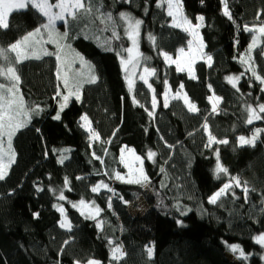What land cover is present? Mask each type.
Wrapping results in <instances>:
<instances>
[{
  "label": "trees",
  "instance_id": "1",
  "mask_svg": "<svg viewBox=\"0 0 264 264\" xmlns=\"http://www.w3.org/2000/svg\"><path fill=\"white\" fill-rule=\"evenodd\" d=\"M228 3L232 21L222 14L220 0H183L184 13L192 22L197 15L205 17L201 34L205 52L212 56L210 63H196L195 79L186 72H177L175 65L169 66L159 54L163 49L176 55L188 46L190 35L171 26L172 19L165 9L156 7V0H147V12L145 0H99L97 6L102 5L101 10L111 12L116 19L120 40L111 37V25L99 21L89 19L87 27L79 21L68 26L61 23L57 31H68L70 37L61 43L71 46L72 55L80 53L89 61L98 79L84 83L81 100L73 99L60 120L53 119L58 112L54 97L60 83L55 56L44 55L46 48L41 43L29 53L30 59L16 66L19 94L30 106L40 104L43 111L25 120V127L13 137L16 161L0 180V264H86L87 259L102 264H264L260 258L264 249L252 240L264 232V131L254 146H240L237 140L241 135L250 138L256 128L264 129V119L245 123L247 105L264 103V85L254 78L250 80V72L239 81V91L225 79L245 71L239 57L247 49L251 34L238 31L237 25L242 28L257 23L256 13L264 10V0ZM122 11L143 21L140 50L143 56L151 57L145 61L147 66L157 70L150 78L159 102L154 117L145 111H151V90L138 80L129 91L116 55L129 43L118 16ZM45 22L31 8L12 13L9 29L0 31V46L7 48ZM149 34L156 37V45L148 39ZM46 45L48 52H56V43ZM106 47L113 50L107 51ZM253 56L255 70L264 77V56L258 49ZM80 71L87 77V66H80ZM165 79L173 93L183 83L182 92L199 111L189 112L182 99H171L169 106L163 107ZM0 82L6 83L2 78ZM60 90L66 92L62 85ZM213 94L222 98L215 113L208 99ZM133 97L139 104L133 103ZM84 114L99 139H90V132L81 127L80 117ZM206 118L212 134L229 143L205 147L207 133L202 125ZM125 146L144 157L149 149L156 153L154 161L145 159L150 178L146 184L113 178L115 172H126L121 161ZM216 149L220 162L228 169L219 178L214 173ZM234 176L254 189L247 202L242 188L234 187L230 191L235 196L226 195L216 205L208 203V197ZM100 181L116 195L104 189L93 193L91 188ZM61 190L64 200L58 198ZM81 199L95 201L102 209L96 220L85 218L72 206ZM139 199L148 209L134 214L130 206L138 208ZM53 205L64 207L73 225L71 231L59 226L62 215ZM184 212L186 215H182ZM98 220L103 221L102 229L96 227ZM109 240L122 245L125 255L120 261L111 259ZM225 242L240 244L246 254H251L248 260L232 261ZM145 246L154 247L151 258Z\"/></svg>",
  "mask_w": 264,
  "mask_h": 264
},
{
  "label": "snow or ice",
  "instance_id": "2",
  "mask_svg": "<svg viewBox=\"0 0 264 264\" xmlns=\"http://www.w3.org/2000/svg\"><path fill=\"white\" fill-rule=\"evenodd\" d=\"M99 0H0V31H6L9 29V16L14 12L25 11L29 8L35 10L40 15H42L46 22L37 27L34 31H29L27 34L22 37L16 39L14 42L9 43L7 48L0 46V78H2L5 82H0V180H3L7 175V169L11 167L13 163L16 161V152L13 148V137L16 133L23 127H25V120L30 119L32 114L39 115L43 108L40 104H35L28 106L27 110H25L23 96L19 94V82L20 76L17 74L16 66H18L23 61L30 59V52H33L37 45L41 43L54 42L57 45L56 52H44V55L52 56L54 55L57 61L56 66V77L60 83L56 86L55 97L58 101L59 111L53 117V119L60 120V113L63 112L65 108L68 107L69 101L74 97L76 101L81 100V89L84 83H95L98 77L94 73V66L85 58L80 55V53H75V58H69L65 50H71V46L67 44H62L61 41H65L69 39V32L65 31L60 33L56 29L57 21H62L65 26H68L74 22H82L85 27H87V23L89 19L93 22L99 21L101 24H108L113 27V31L111 32V37L120 40L121 36L118 31L115 30L116 27V19L114 18L111 12H103L102 5H98ZM131 2V0H129ZM203 2V0H201ZM222 4V14L228 18L230 21L233 20L232 12L229 8L228 0H220ZM156 7L165 9L167 16L172 19V25L174 27H183L185 32L190 33V35L198 41L196 46V52L202 53V50L205 47L203 39L200 35V29L205 26L204 21L205 17L203 15H197L194 19L196 23H193L191 19L187 17L184 13L183 8V0H156ZM145 12L148 11L147 0H145ZM264 15V10H258L256 13V21L257 23L252 24L251 26L248 24H244L241 28L240 25H237L238 31L242 30L251 34V41L246 49L245 54H241L239 57L240 63L244 64L245 71L241 72L239 75H230L226 76L225 79L231 86L239 91V81L245 75L246 72L251 73V78H254L256 81H259L261 85H264V77L258 74L255 70V62L254 56L252 53L255 50H259V53L264 56V45L261 44V40L264 39V20H261V16ZM119 20L123 22V31L124 36L131 41V47H127L123 49V52H116V55L121 58L120 62L125 72L127 73L129 70V66L133 69L140 65L141 60L147 61L150 60L151 57H145L142 53L139 52V40H140V28L143 24L141 19H137L132 16L131 13L120 12L118 14ZM42 30L46 31L49 41H44L42 36ZM148 39L152 41L153 45H156V37L152 34H149ZM239 43V40L236 41ZM107 44V42H106ZM189 48L191 51V45L193 44V40L188 41ZM105 50L112 51L110 47H106ZM136 52V55L133 56V52ZM74 51V50H71ZM179 53L181 56H177L175 59L163 49L160 50L159 54L163 57L164 61L169 65H175L177 72H185L186 67L189 73V77L195 79L196 77L192 74V62L191 60L186 61V66L181 64L182 55L185 52L184 48H180ZM62 53H64L62 55ZM124 53H127V59L124 58ZM39 58V57H36ZM203 58V55H201ZM76 60L80 61V66H87L89 72L87 77L85 74L79 70L72 72V66ZM207 60L209 62L212 61V56L210 54L207 55ZM7 65V66H5ZM211 66V64H209ZM157 74V70L155 68H151L145 65L143 66V71L139 75L140 81L143 82L144 85L147 86L149 90L152 92L151 98V111H148V115L150 117H154L155 110L158 107V99L156 95V89L153 87V84L149 81L150 77H155ZM125 79L128 80L129 91L133 89V80L130 79L127 75ZM164 91L161 93L163 96V107L167 108L169 106V100H183L184 105L187 107V110L191 113H197L199 111L197 105L194 102H191L187 93L183 92L184 88L183 83L179 85V88L176 90L175 94L171 97L169 93L171 92V86L169 85L167 79L163 81ZM61 85L66 90L62 92ZM211 88V85H208ZM261 91L264 92V87L261 88ZM214 96V94H213ZM209 96L208 99L212 101V111L215 113L219 110L218 105L222 100L221 97ZM133 103L139 104V101L133 97ZM140 107H144V105H140ZM246 120L245 123L248 125L253 124L256 120L264 119V116L261 113H264V103L258 104L256 107L253 105H247L246 107ZM23 117L24 119H22ZM80 120L83 122L81 127L85 128L86 131L91 133L90 139H99V134L95 132L91 127V121L87 114H84L80 117ZM202 129L205 133H207V143L205 144L206 148H211L213 144H227L229 141L227 139H217L216 136L212 134V131L207 122V118L202 125ZM264 131V129L256 128L253 132V135L250 138H246L241 135L237 138L240 146L245 145H253L256 142L258 135ZM115 135V133H113ZM163 139V138H161ZM127 147V146H125ZM171 148V145H168ZM123 154V149L121 150ZM106 152V150H105ZM216 157L217 162L214 169V173L217 178L220 177L221 174H227L228 169L223 166L219 159V150L216 149ZM95 156V153H93ZM156 157V153L149 149L147 151V155L145 157L136 156L135 159L143 164L144 159L149 161H154ZM66 158V157H65ZM97 160H101V157L96 156ZM123 156H121V159ZM63 159L60 160V163H63ZM103 162V161H101ZM164 169L161 168V172ZM114 179L128 183V184H146L149 182L148 175L144 172L143 168L139 169V174L133 178V176L129 175L124 177L120 174V172H115ZM77 179H81V177H77ZM69 181L67 177H65L64 184L67 187ZM233 187L242 188L244 193V199L247 202L248 194L250 191H254V189H250L248 187L247 181H241L239 177H231L229 182L224 183L222 187H220L215 193L208 197V203L210 204H218L221 202L222 198L226 195L231 194L235 196L234 191H230ZM101 189L107 190L108 192H112L113 195H116L114 190L109 187L107 183L103 181L98 182L95 186L91 188L93 193L99 192ZM60 200L66 199L63 191H60L59 197ZM123 200V196L119 197ZM111 196L108 197V207L111 208ZM127 203V201H124ZM57 208V210L61 213L62 218L59 221V226L68 231H71L73 225L68 220L67 215L65 213V209L62 205H53ZM74 208L77 207L76 204L72 205ZM79 206L81 207V215H84L87 219L96 220L100 214L102 209L99 206L95 205V201H92L89 205L83 199L80 200ZM264 211V208H262ZM34 215L38 216V213ZM182 215H186V212L182 213ZM178 224H182V221H177ZM96 227H103V221L98 220ZM254 243L260 245L264 248V232L259 233L252 237ZM69 241H64V244H68ZM110 245V254L111 259L113 261H120L125 253L122 250V245L119 243H115L112 240L108 241ZM226 244V247L229 251L236 255L239 260H248L249 255L246 254L243 250V247L240 244ZM146 255L148 258H151L154 255V247L153 246H145ZM63 251V249L61 250ZM264 260V255L260 257ZM75 264H80L79 261H76ZM86 264H102L101 261L96 259H87Z\"/></svg>",
  "mask_w": 264,
  "mask_h": 264
},
{
  "label": "rangeland",
  "instance_id": "3",
  "mask_svg": "<svg viewBox=\"0 0 264 264\" xmlns=\"http://www.w3.org/2000/svg\"><path fill=\"white\" fill-rule=\"evenodd\" d=\"M52 2H55V0H52ZM61 23H63L62 21H57V23H56V28H58L59 27V25L61 24ZM193 23H196V21L195 22H193ZM122 28H124V26H123V22H122ZM179 28H181V29H183V27H179ZM184 30V29H183ZM200 31V35H201V37H202V34H201V29L199 30ZM124 32V31H123ZM140 33H141V28H140ZM188 33V32H187ZM189 35H190V33H188ZM42 36H43V40L44 41H49V37H48V35H47V33H46V31H43L42 30ZM190 40H193V44L191 45V51H190V48H189V44H188V46L185 48V52H184V54L182 55V58H181V64L182 65H185L186 66V61H188V60H191V62H192V74L195 76V65H196V63L197 62H199V61H201V60H203V61H205V62H207V63H210L208 60H207V54H206V52H205V47H204V49L202 50V53H197L196 52V46H197V44H198V41H196L191 35H190ZM263 41H264V39H262L261 40V44H263ZM128 46L127 47H131L132 45H131V41L130 40H128ZM49 42H47V43H42V44H45V48L46 49H44L45 51H47L48 52V50H49V47H47V45L46 44H48ZM50 43H53V44H55L54 42H50ZM38 46V45H37ZM36 46V47H37ZM65 52L67 53V55H68V57L69 58H75V55H72L71 54V51L70 50H65ZM139 52L140 53H142L141 52V50H140V40H139ZM64 53H62V55H63ZM243 54H245V58H247V56H246V50L243 52ZM136 55V52H135V50H134V52H133V56H135ZM201 55H203V58H201ZM252 55H253V53H252ZM172 57H173V59H175L177 56H181V54L179 53V51L177 52V54L176 55H171ZM124 58L125 59H127V53H124ZM120 60H121V58H120ZM145 65V61L144 60H141V62H140V65L138 66V67H136V68H132L131 66H129V70H128V72L126 73L125 72V70H124V68H123V71H124V76H128L130 79H132L133 80V85L138 81V80H140L139 79V75L142 73V71H143V66ZM77 70H79L80 71V61L79 60H76L75 61V63L73 64V66H72V72H75V71H77ZM186 73H188V71H187V67H186V71H185ZM188 75H189V73H188ZM151 78V77H150ZM150 78H149V81H150ZM127 81V83H128V80H126ZM151 82V81H150ZM66 93V92H65ZM183 93V92H182ZM175 93H173L172 91L169 93V96L171 97L172 95H174ZM214 97L215 96H213V99H214ZM73 99H75L74 97L69 101V104L72 102V100ZM23 100H24V97H23ZM171 100V99H170ZM169 100V101H170ZM24 105H25V110H27V108H28V106H30L27 102H25V100H24ZM69 106V105H68ZM58 111H59V108H58ZM62 113V112H61ZM61 113H60V115H61ZM35 114H32L31 115V118H33V116H34ZM22 119H24L23 117H21ZM30 118V119H31ZM30 119H26V120H30ZM91 134V133H90ZM121 156H123V158L121 159V161H122V163L124 164V166L126 167V172H120V174L122 175V176H124V177H127V176H129V175H131V176H133V178H135V176H137L138 174H139V169L142 167L143 168V170H144V172L148 175V173H147V170H146V167H145V159H144V161H143V164L141 165V162L140 161H137L136 159H135V157L136 156H141V157H144V156H142V155H140V154H138L133 148H131V147H124L123 148V154H122V152H121ZM9 171V169H7V172ZM119 181V180H118ZM234 188V187H233ZM86 203H88L89 205L91 204V202H89V201H86V200H84ZM79 202H80V200L79 201H77V202H72V205L73 204H76L77 205V207H75L77 210H79L80 212L82 211V209H81V207L79 206ZM138 204H139V207L138 208H134L133 206H130V210H131V212L132 213H134V214H143L147 209H148V207H147V205H146V203L144 202V200H142V199H139V201H138ZM96 205V204H95ZM97 206V205H96ZM264 249V248H263ZM229 258L232 260V261H236V262H242L243 260H239V259H237V257H236V255L235 254H233L231 251H229Z\"/></svg>",
  "mask_w": 264,
  "mask_h": 264
}]
</instances>
